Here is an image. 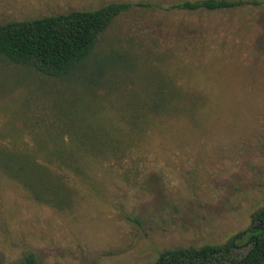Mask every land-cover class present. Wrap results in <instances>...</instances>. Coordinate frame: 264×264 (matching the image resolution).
Instances as JSON below:
<instances>
[{"label": "rangeland", "instance_id": "1", "mask_svg": "<svg viewBox=\"0 0 264 264\" xmlns=\"http://www.w3.org/2000/svg\"><path fill=\"white\" fill-rule=\"evenodd\" d=\"M200 1L0 0V24L131 5L66 79L0 62V144L47 164L70 195L50 207L0 171V264H152L250 226L264 206V0L173 8Z\"/></svg>", "mask_w": 264, "mask_h": 264}, {"label": "trees", "instance_id": "2", "mask_svg": "<svg viewBox=\"0 0 264 264\" xmlns=\"http://www.w3.org/2000/svg\"><path fill=\"white\" fill-rule=\"evenodd\" d=\"M244 4L243 1L203 0L183 2L173 8L221 11ZM130 7L127 3H110L92 11H71L0 24V62L22 66L49 78L66 79L77 73L92 54L99 36ZM168 80L171 79L155 84L153 111L160 106L164 84ZM64 116L68 118V114ZM101 145L107 148L113 144ZM40 149L65 167L74 164L65 148L44 146ZM0 171L21 184L39 203L54 208L70 205L69 190L61 176L26 151L0 144ZM241 249L246 251L238 256ZM17 264L38 263L33 254H28ZM152 264H264V206L252 213L246 230L232 235L222 244L166 249Z\"/></svg>", "mask_w": 264, "mask_h": 264}]
</instances>
